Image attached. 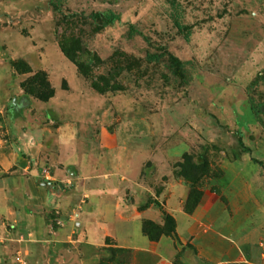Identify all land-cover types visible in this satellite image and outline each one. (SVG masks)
I'll return each mask as SVG.
<instances>
[{
    "label": "rangeland",
    "instance_id": "374dc122",
    "mask_svg": "<svg viewBox=\"0 0 264 264\" xmlns=\"http://www.w3.org/2000/svg\"><path fill=\"white\" fill-rule=\"evenodd\" d=\"M90 11L100 16L116 14L117 19L98 29L87 17ZM79 12L86 17L84 23L56 25L61 14ZM129 28L139 34L129 35ZM63 30L79 34L82 47L100 58L92 75L107 76L123 89L101 94L95 126L65 120L55 134L56 142L76 144L78 154L88 153L95 163L109 168L112 147L102 152L97 139L103 127L107 138L114 137L133 152L127 160L132 158L140 185L134 192L125 189L123 205L129 211L133 204L138 212L150 207L160 220L144 218L140 223L149 220L163 227L164 213H170L166 202H173V194L180 193L181 209L185 212L186 203L188 213L202 220L198 229L205 238L213 234L235 244L247 260L241 264H264V113L254 116L249 108L252 103L256 110L264 109V0H63L54 9L48 0H0L3 151L13 148L15 131L26 130L29 123L45 136L50 134L44 133L46 128L56 127L47 123L38 99L47 91L46 81L33 74L44 72L50 86L45 71L49 66L56 75L76 77L71 62L58 61L63 55L55 32ZM162 47L180 60L182 78L173 76L164 60L145 59L147 53H158ZM23 80L33 90L27 99L21 97ZM34 164L17 169L26 185L24 175L34 165L36 192L5 193L10 202L22 200L20 213L6 211L15 212L16 219L38 215L51 227L71 224L76 236L80 204L64 209L29 203L32 195L43 201L52 196L51 191L58 195L69 191L74 182L69 176L76 169L59 168L70 179L61 181L54 178L56 168L46 161ZM12 170L1 173L8 177L6 185H13L18 178L13 175H20ZM40 182L47 188H39ZM0 223L5 232L14 228L9 216L1 215ZM106 225L110 231H121L110 217ZM169 238L178 247L176 233ZM184 247L195 253L187 240ZM95 252L97 264H130L129 249L114 246L110 236ZM173 262L182 264L177 258Z\"/></svg>",
    "mask_w": 264,
    "mask_h": 264
},
{
    "label": "crops",
    "instance_id": "0c3cea01",
    "mask_svg": "<svg viewBox=\"0 0 264 264\" xmlns=\"http://www.w3.org/2000/svg\"><path fill=\"white\" fill-rule=\"evenodd\" d=\"M65 59L61 56L58 61L66 63ZM45 71L53 93L46 101H42L40 106L45 112L47 123L55 124L56 127L54 130L46 128L44 133L50 134L45 136L40 133L41 129L29 123L26 130L15 131L12 149L3 151L0 146V216H9L14 226L10 230L11 233L5 232L0 223V264H97L99 256L95 251L101 246L105 236L112 238L114 246L129 249L130 264H176L173 262L175 258L182 264H241L247 261L235 244L213 234H208L207 238L205 234H201L198 225L202 220L181 209L180 193L173 194V202L172 200L166 202L169 214L174 220V232L180 241L178 247L173 245L169 236H160L155 241L149 240L141 231V220L152 218L158 223L160 220L153 212L151 213L150 207L138 212L134 210V205L130 204L128 211L127 205H123L121 199L125 189L134 192L136 185H140L135 181L136 168L133 169L130 162L133 152L123 147V143L117 142L114 137L107 138L103 127L97 139L98 145L102 147L101 151L106 150V147H112L113 156L109 168H102L100 163H95L96 158L93 160L88 153L78 154L76 144L72 146L69 143L56 142L55 134L61 131L65 120L95 126L94 122L98 121L97 114L101 107L99 104L101 94L85 84L76 72V77L66 79L62 74L56 75L51 66ZM21 97L27 99V95L23 93ZM128 155L132 157L129 160ZM43 161L56 168L55 179L70 181L73 178L74 182L72 188L61 195L53 188L54 191L50 192L52 196H46L43 201L33 198V195L29 196V203L44 205L46 208L51 205L64 209L80 204L76 224L79 233L77 232L74 237L71 224L51 227L38 215L16 219L15 212L9 214L10 211L9 213L6 211L11 208L20 213L22 200L14 199L10 202L5 193L19 195L28 189L30 194L36 192L34 163ZM25 164L27 168L28 164L34 165L29 168L28 174L24 175L26 185H22L23 175L17 168H22ZM69 166L77 171L76 174L69 176L70 179L61 173L62 169H59ZM9 168H13L12 172H17V175L20 173L19 176L13 175L14 178L18 177L13 185H6L7 176L1 175L3 170ZM38 187L47 188L41 182ZM109 217L119 224L120 232L108 230L106 222ZM134 223L136 231L133 228ZM186 240L195 249V253L192 249L184 247ZM68 243H71V246H68ZM78 245L95 251L93 253L80 251L76 248ZM17 258H20L19 262L16 261Z\"/></svg>",
    "mask_w": 264,
    "mask_h": 264
},
{
    "label": "trees",
    "instance_id": "16d2710c",
    "mask_svg": "<svg viewBox=\"0 0 264 264\" xmlns=\"http://www.w3.org/2000/svg\"><path fill=\"white\" fill-rule=\"evenodd\" d=\"M62 1L63 0H48V4L54 9L56 4ZM87 17L90 19V22L98 29L112 23L117 19L116 14H107L100 16V14L95 11H90L87 14ZM85 18L86 17L82 12L73 14H61L56 20V25H71L80 20V22H83ZM133 33L139 34V32H136L132 28H129L128 34L131 35ZM55 38L57 47L61 54L74 65L77 75L85 79L91 89L99 94L123 89L118 82L110 80L107 76L91 74L93 73V68L98 66L101 63V60L94 52H90L89 50H86L82 47L81 37L79 34L63 30L60 32H55ZM82 53H85L86 55L83 59L79 57ZM145 59L149 62L160 61V59L164 60L168 69L170 70V73L178 79L182 78L180 60L176 56L168 52L164 47L160 48V52L158 53H147L145 55ZM33 75H41L44 77V80L46 81L45 87L47 88V91L45 95L38 96V99L41 101H46L47 98L50 97L53 93L52 87L49 85L44 72L36 71ZM19 87L22 90L23 94L27 96L32 94L33 90L29 88L28 80L21 81L19 83ZM249 108L254 116L259 112L264 113V109L258 111L255 109L252 103L249 105ZM253 161L256 162L259 166L263 165L261 160L253 159ZM199 198L200 196L198 195L195 198V203L199 201ZM184 210L187 213L190 212V208L186 207V203L184 205ZM152 230L154 231L153 233L151 232ZM141 231L151 241H155L161 234L175 237L174 220L171 215H169L168 213H164L163 227H159L148 220L141 223Z\"/></svg>",
    "mask_w": 264,
    "mask_h": 264
},
{
    "label": "built area",
    "instance_id": "2783aa9c",
    "mask_svg": "<svg viewBox=\"0 0 264 264\" xmlns=\"http://www.w3.org/2000/svg\"><path fill=\"white\" fill-rule=\"evenodd\" d=\"M42 176H43L44 178H49V176H48L47 174H42Z\"/></svg>",
    "mask_w": 264,
    "mask_h": 264
}]
</instances>
